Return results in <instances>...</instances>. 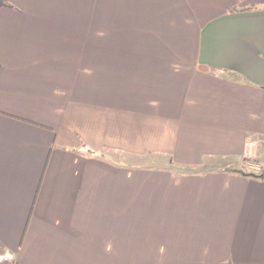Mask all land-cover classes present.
<instances>
[{"label": "crops", "instance_id": "1", "mask_svg": "<svg viewBox=\"0 0 264 264\" xmlns=\"http://www.w3.org/2000/svg\"><path fill=\"white\" fill-rule=\"evenodd\" d=\"M8 251L264 264V0H0Z\"/></svg>", "mask_w": 264, "mask_h": 264}, {"label": "rangeland", "instance_id": "2", "mask_svg": "<svg viewBox=\"0 0 264 264\" xmlns=\"http://www.w3.org/2000/svg\"><path fill=\"white\" fill-rule=\"evenodd\" d=\"M82 138H84V135H82ZM208 156L210 157H213V158H221L223 157L224 160H227L230 164H233L234 166H237V164L235 163L234 161V158H235V154L232 152V153H215V154H207ZM219 155V156H218ZM132 164H139L138 162L139 161H131ZM145 162H148L149 164H155L157 162H152L151 160H148V161H145ZM143 163V162H141ZM236 164V165H235ZM240 169H242L243 171H247V172H255L256 173H259V168L257 166L254 165V161H248V164L245 166V167H241ZM1 264H8L9 262H6L5 260H1L0 261Z\"/></svg>", "mask_w": 264, "mask_h": 264}, {"label": "built area", "instance_id": "3", "mask_svg": "<svg viewBox=\"0 0 264 264\" xmlns=\"http://www.w3.org/2000/svg\"><path fill=\"white\" fill-rule=\"evenodd\" d=\"M1 260H5L6 262H9L10 264H14V253L13 252H6L2 255Z\"/></svg>", "mask_w": 264, "mask_h": 264}, {"label": "trees", "instance_id": "4", "mask_svg": "<svg viewBox=\"0 0 264 264\" xmlns=\"http://www.w3.org/2000/svg\"><path fill=\"white\" fill-rule=\"evenodd\" d=\"M244 175H248L247 173H244ZM1 264V263H0Z\"/></svg>", "mask_w": 264, "mask_h": 264}]
</instances>
